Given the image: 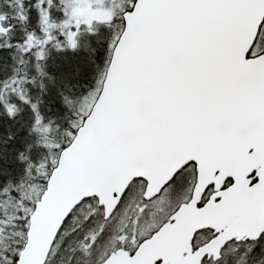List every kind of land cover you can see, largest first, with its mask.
<instances>
[{
	"label": "snow or ice",
	"instance_id": "6c2138e0",
	"mask_svg": "<svg viewBox=\"0 0 264 264\" xmlns=\"http://www.w3.org/2000/svg\"><path fill=\"white\" fill-rule=\"evenodd\" d=\"M0 264H264V0H0Z\"/></svg>",
	"mask_w": 264,
	"mask_h": 264
}]
</instances>
